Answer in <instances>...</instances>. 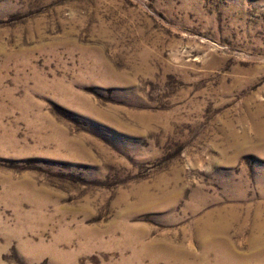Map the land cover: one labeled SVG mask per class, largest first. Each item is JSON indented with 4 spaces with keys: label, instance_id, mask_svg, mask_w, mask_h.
Listing matches in <instances>:
<instances>
[{
    "label": "rangeland",
    "instance_id": "374dc122",
    "mask_svg": "<svg viewBox=\"0 0 264 264\" xmlns=\"http://www.w3.org/2000/svg\"><path fill=\"white\" fill-rule=\"evenodd\" d=\"M254 243L264 0H0V264H264Z\"/></svg>",
    "mask_w": 264,
    "mask_h": 264
},
{
    "label": "bare ground",
    "instance_id": "6f19581e",
    "mask_svg": "<svg viewBox=\"0 0 264 264\" xmlns=\"http://www.w3.org/2000/svg\"><path fill=\"white\" fill-rule=\"evenodd\" d=\"M208 235H215L216 233H218V226H212L209 228V230L207 231ZM218 236V235H217ZM257 246V247H256ZM262 246V244L257 245L254 243V251L250 253V255L247 256V258H251L260 262L264 261V247H260ZM242 254L240 253H235V252H231L230 250L226 251L225 249H223L220 252V258H225L227 259L229 262H234L235 258H241ZM245 257V256H243Z\"/></svg>",
    "mask_w": 264,
    "mask_h": 264
}]
</instances>
